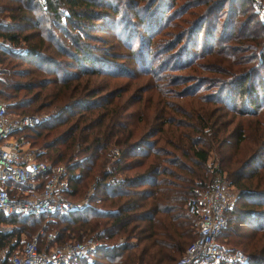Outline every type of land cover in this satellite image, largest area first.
Segmentation results:
<instances>
[{"label": "trees", "instance_id": "trees-1", "mask_svg": "<svg viewBox=\"0 0 264 264\" xmlns=\"http://www.w3.org/2000/svg\"><path fill=\"white\" fill-rule=\"evenodd\" d=\"M4 1L7 4H0V13L7 21L0 20V37L8 46L23 44L25 47L16 50L2 48L9 57L0 60L4 64L0 70L4 75L0 79V99L7 102L6 112L8 108L19 110L24 117L35 116L27 114L30 111L37 113L53 109L45 110L44 118L35 116L40 122L26 129L30 135L25 134V138L52 152V156L47 155L48 162L70 164V199L78 196L79 191L85 195L92 185L94 191L89 196V205L67 214L20 216L0 213L1 222L11 225L25 223L13 232L0 234V249L11 245L13 236L18 239V233L31 236L40 227L39 218L51 216L61 222L54 230L57 244L70 241L67 239L71 236L80 238L84 233H93L94 237L105 241L93 254L104 262L93 264H170L196 236L197 218L187 214L188 201L215 181H222L240 190L226 229L229 232L232 225L237 224L233 228V237L244 238V243H235L245 254L244 262L240 264H264V78H260L264 73V23L259 19L264 17L262 0H244L242 3L248 1L250 8H238L243 26L255 27L246 31L245 36L239 37L233 45L215 46L217 40L219 44L223 43L220 37H233L231 22L221 24L224 29L216 34L219 20L210 23L206 19L212 10L221 12L229 0L207 6L204 17L194 25L190 20H182L180 23L184 24V29H180L173 42L166 43L169 45L167 52L179 47L177 50L182 59L178 58V62L172 64L164 60L151 73L157 81L163 78L169 81L166 89L154 86L159 93L157 102L152 101L153 96L144 99L143 107L136 115L130 113L129 108L134 102L140 103L139 94L137 101L129 102V98L122 96L126 92L123 88L110 87L107 81L96 83L91 75L110 74L114 66L93 56L92 47L82 40L90 41L91 33H108L120 25L123 30L116 37H129V44L125 45L131 49L130 58L137 57L138 52L132 49L140 34L131 38L130 29L119 22L120 12L124 10L117 6V0H101V3L96 0H47L45 9L40 8L37 0ZM165 1L147 0L141 7L143 16L136 12L140 0H127L125 8L131 10L134 16L131 23L139 29L175 28L179 22L173 23L175 19L172 17L178 18L177 13L173 10L166 14L171 8ZM158 6L162 11L157 17L158 22H154L157 19L152 15ZM60 8L67 12L64 20L58 14ZM124 22L128 21L125 19ZM203 26L201 46L204 53L200 56L196 49L202 43ZM67 31H73L76 37L72 39ZM66 35L74 49L72 52L60 47L59 38ZM150 35L153 36L147 34V38L138 42L141 50H146V54L141 55L143 70L153 55L148 52L152 43ZM183 41L187 47L181 46ZM50 44L55 49H51ZM109 47L113 49V44L109 43ZM240 52L246 55L245 62L235 57ZM58 55L68 62L55 57ZM203 56L213 58L204 60L201 65L193 64ZM20 62L31 66L20 68ZM191 67L193 71L201 67L204 73L226 75L229 80L217 86L219 90L215 95L212 91L204 92L203 98L196 96L201 86L177 91V79L163 74ZM82 76L85 80L80 81ZM21 78H26V82L20 81ZM257 78L261 85L255 84ZM205 83L204 91L209 87ZM166 96H196L194 99L198 102L203 100L217 106L189 110L177 107ZM241 100L243 105L240 107L237 101ZM150 111L151 120L148 117ZM175 113L183 118H176ZM243 141H250V148L246 146L244 152L251 154L241 165L233 166L237 158L234 154ZM230 143L232 153L226 154ZM211 152L216 154V163L208 160ZM41 153L39 156L44 152ZM179 159L187 160L190 165L186 166ZM238 203H242L243 211L238 210ZM48 225L40 227L41 233L36 231L39 245L48 235L43 234L48 231ZM119 235H124V242H111ZM85 262L75 258L70 264Z\"/></svg>", "mask_w": 264, "mask_h": 264}, {"label": "rangeland", "instance_id": "rangeland-1", "mask_svg": "<svg viewBox=\"0 0 264 264\" xmlns=\"http://www.w3.org/2000/svg\"><path fill=\"white\" fill-rule=\"evenodd\" d=\"M96 1L98 3H101V0H96ZM126 1L127 0H117V2H118L117 6L124 10L123 13H122V11L120 12L121 16L119 17L120 18L119 22H122V26L126 25L130 29L129 35L131 38L134 37L135 35H137V33L140 34L139 35L140 38L135 40V41H137V45L136 44L133 45V49H132V50H136L138 52V55L135 59L131 60V58H130V54H131L130 50L131 49H129V47L125 45V43L129 44L128 43L129 37H127L125 35H123L121 37H116V35L120 31L123 30V27H120V25L115 27L113 30L108 31V33H101V32L100 33H91L90 35H91L92 40H90V41H87L86 39H82V40H83V42L89 44L92 47L91 51H92L93 56H95L96 58H99L100 60H102L104 62L110 63L112 66H114V68L111 69L110 74L104 73V74L91 75V77L96 79V83H99V84L102 83L103 84V82L107 81L110 84V87L115 86L116 88L117 87L123 88V90H125L126 92L122 96H123V98H129L131 100L129 102L137 101V98H138L137 95L139 94V96L141 97L140 103L134 102L135 104H133L129 108V112L133 113V115H136V114H138V111L142 109V107H143L142 101L144 99L147 100L148 97L153 96L152 101L157 102L156 97H159V95H158L159 93H157L154 86L156 85V86H159L160 88L163 87V89H166L165 86L167 85V82L169 81L166 78H163V79H160L159 81H157L151 73L164 60H166V61L168 60V63L172 64V63L178 62L179 59H182L181 57L179 58V54H178V50H177L179 47L176 48L173 52H167L166 51L167 46H169L166 43L168 41L170 43L173 42L174 39L177 37L178 33L180 32V29L181 28L184 29V26H183L184 24H181L182 23L181 21L184 19H187V20H190L191 25L193 23L195 24L199 18L204 17V12L207 11V6L213 5V3L219 2L220 0H166L165 2H167V4H168L166 6H169L168 8H171V10L168 11L166 14L169 15V14H171V12H173V10H175L178 18L176 16H173L172 18H174L175 20L172 22L175 24L179 22L178 23L179 25L177 24V27H175V28H172V26H170V27H166V26L158 27L157 26V28L155 27L152 29H143V30L139 29L138 27H136V25L131 23V20H132V18H134V16H132L133 14H132L130 9L127 10L125 8V2ZM4 2H5L4 0H0L1 5ZM146 2H147V0H140L138 10L136 11L139 16L144 15L141 13V7H143ZM242 2H244V0L226 1L225 5H224V9L221 12L218 13V12L212 10L211 13L207 16L206 19L210 23H216L219 20V23H218L219 28H217L216 34H218L219 31H221V29H224V27H221V24H225V22H231V24L229 25L230 30L232 28L234 29L233 37H231L230 39H222L220 37V39L223 43L219 44L218 43L219 40H217L215 43V46H217V45L221 46L222 44L223 45L224 44H231V45L236 44L237 43L236 40L239 37L243 38L246 34V31L249 32V29H254V27H255L254 25H250L247 28V27H244L242 24L243 18L241 15H239L237 10L240 6H243L244 8H250V7H248V6H250L249 5L250 3L248 1H247L248 4H247V2H246V4H243ZM256 2H259V0H256ZM262 3L264 4V0H262ZM5 4H7V1L5 2ZM251 10H252V8H251ZM161 11H162L161 7L158 6L155 9L152 17H155L154 19H157V17L160 16ZM108 13H109V11H108ZM2 14L3 13H0V20L6 22L7 20H5L2 17V16H4V14L3 15ZM125 19L128 22H124ZM259 19L263 20V23H264V17L260 16ZM155 21L158 22V19L154 20V22ZM161 22L163 24L164 20H161ZM164 25H165V23H164ZM239 27H240V29H238ZM165 32H170L169 33L170 35L165 36L164 35ZM123 33L124 32H122L121 34H123ZM151 33L153 34V36L150 35L149 38H151L152 43L150 44V48H149L148 52L150 51V53L153 55L151 56V60L148 62V64L146 66L145 65L143 66L144 67V70H143L142 69V59L143 58L141 57V55H143V52H144V54H146V50H141L139 43L141 40L143 41V39L147 38V34H151ZM228 33H230V32L228 31ZM263 33H264V31H263ZM213 34H214V32H213ZM67 35L72 37V39H73V37H76L75 36L76 34L73 31H67ZM67 35L59 38V44L61 45L60 47H63V48L65 47L67 49V51L72 52L74 49L70 45V42L67 40V37H68ZM200 39H201L202 43H200V45L198 46V49H196V52H198L197 55L201 56L202 53H204V49H202V46H201L203 44V41H204V26L202 28V35L200 36ZM107 40L110 44L111 43L113 44V49H112V47H109V43L106 42ZM182 45L187 47V45L184 41L182 42L181 46ZM263 45H264V42H263ZM9 46L6 43V41L0 37V47H1L0 48V60L4 59L5 57L9 58L8 54L5 51H3L2 48H6V49L11 48L13 50L20 49V48L25 49L23 44L20 45V47L11 46V45H9ZM50 47H51V49L54 48V46H52L51 44H50ZM258 50H260V49H258ZM262 51H264L263 46H262ZM245 56L246 55L244 53H241V52L237 53L235 55V57L242 62H245L247 60V58ZM55 57L56 58L59 57L60 60H64L65 62H68V60L65 57H61L59 55L55 56ZM212 58L213 57H205V58H204V56L201 58L199 57V59L194 61L193 64H195V65L200 64L201 65L202 63L204 64V60L208 61V60H211ZM253 63L254 62H251L250 65H253ZM139 64H141V67ZM3 66H4V64L0 63V70L3 68ZM27 66H31V65H25L23 62H20V65H19L20 68H26ZM246 66H248V65H246ZM98 67H100V64L98 65ZM120 67L122 68V70H119V69H121ZM150 68H151V70H149ZM192 68L193 67L182 69L179 71L169 72V75H167V73H163V74H166L164 76L167 78L175 77V79H177L176 84H175V90H177V91H181L185 88H190V89L194 88L195 89L196 87L201 86L199 89V92L197 93L196 96H202L203 98H204V92H205V94H208L212 91V92H214L213 95H215L216 92H218V90H219V88H217V86L224 83L225 80L226 81L229 80V78L226 75L221 76V75H217L215 73H207V72L204 73V70L202 71L201 67H199L196 71H193ZM104 70H107V69L104 68ZM72 71H75V69H72ZM3 78H4V75H2L0 73V79H3ZM159 78H161V77H159ZM260 78H264V73H262ZM258 79L259 78H257L256 81H254V82H255V84L258 83L257 85H261V82H257ZM83 80H85V76H82L80 79V81H83ZM20 81L26 82V78L25 79L21 78ZM205 82H207V83H205ZM204 83L209 84V87L206 89V91H204ZM214 85H216V87H215L216 89L214 87H211ZM126 89H128V90H126ZM48 90H50V87H48ZM196 96H194V97L183 96L182 98L179 96H176V97H167L166 96V97L168 98L169 102L175 104L177 107H181V108H185V109L187 108L189 110L193 109V108L196 109L199 106H204L205 108H208V109H210V108L212 109V107L215 108L217 106L216 103H211V102H207V101H203V100H200L198 102L196 99H194ZM3 102L5 104H7V102H5V101H3ZM237 104H238V106L241 107L243 105V101L242 100L239 102L237 101ZM151 107L153 108V106H151ZM45 110L51 111L53 109H51V110L50 109H44V110H41L40 112H37V113H32V111H30L27 114H32V115L38 116L39 118H44L46 116ZM151 112L152 111H150V113L148 115V117H150V120L152 117ZM166 112L168 114L170 113V115L172 114V112L169 111L168 109L166 110ZM20 114L21 113L19 110H11L8 108L7 115L10 118V120H17V121L20 120L23 117V115H20ZM175 116L178 119L183 118L179 114H176ZM64 128H65V126L63 128H61L59 131L63 130ZM26 129L28 130V128H24V129L17 131L16 133L13 134V136L16 138H19V137L23 138L25 143H23L22 145H23L24 150H26V154L28 157H30V158L35 157L39 161H47V158H48L47 155L52 156V152L48 151L46 148H39V146L32 144V141L30 138L26 139L25 134L30 135V132H28ZM250 140H252V139H250ZM248 142H250V141H248ZM248 142L243 141L242 143H240V145L238 147V151L235 152V154H234V155H236L237 158L235 161H233V164H234L233 166H235L239 163L241 165L242 162L246 161V158L248 157L247 155L250 153V152H244L246 146H249V148H250V143H248ZM232 143H233V140H232ZM232 143H230L228 145L229 146L228 147L229 152H226V154L232 153L230 151L232 148ZM41 152H44V153H43V155L39 156V154ZM72 153H75V151L73 150ZM176 154H178V153H176ZM75 158L76 157L72 158V160H74ZM215 159H216L215 152H211L210 158L208 159L209 162L212 160V162L216 163ZM180 161L183 162L186 166L190 165V162H188L187 160L181 159ZM185 165H183V166H185ZM176 171L181 172L178 169H176ZM85 185H87V183ZM86 190L87 189L85 188V191ZM230 190H231L232 195L235 198H237L240 190H238L232 186L230 187ZM79 192L80 193L78 194V196L74 197V199H73L78 204H79V201L81 200V198L84 196L83 191H79ZM79 208H81V207H79ZM237 208H238V210H242V211L244 210L242 203H238ZM190 218H192V217H190ZM39 219H40L39 220L40 221V223H39L40 227L42 225L49 224L48 228H47L48 231H46V233H43V234H47L51 231H54L55 229H57V225L59 223H61L59 221V219H55V217H51V216H44V217H41ZM1 223L5 224V225H10L11 226L10 232H13L15 230V228L22 227L25 224V223H23V224L22 223H16V225H11V224H8L5 222H1ZM26 226H27V224H26ZM235 226H237V224L232 225V228L229 232H227V230H226L227 234H226V232L223 234V236L220 238V242L222 244H224L225 246H227L228 248L239 250L244 254V252L241 250V246L238 247L237 245H235V243H237L238 241H241V244L244 243V238L242 236L240 237V239L233 237L234 236L233 235L234 234L233 228H235ZM40 227L38 228V230H36L37 232L40 231ZM36 231L33 232L31 234V236L26 235L25 233H18L19 238L17 239L13 236L11 238V244L18 242L17 245H20L22 242L32 239L33 236L37 233ZM16 232H17V230H16ZM225 234H226V236H225ZM89 236L94 237L95 234L84 233L80 238L75 235V236H71L67 240H70L72 242L73 241L78 242V241L84 240L85 238H87ZM123 236L124 235H119L116 238H114L113 240H111V242H114L115 244H119L121 242H124L125 240H124ZM94 239L97 243V247L103 246L102 243H104L105 241L97 239L96 237H94ZM97 247H96V249H97ZM95 253L96 252H94L93 254H95ZM180 255L181 254H178L176 256V259ZM93 259H94V262H101V263L104 262V261L98 260L95 257H93ZM174 261L175 260H173L170 264H174ZM85 263L88 264L87 262H85ZM91 264H93V263H91ZM96 264H99V263H96Z\"/></svg>", "mask_w": 264, "mask_h": 264}, {"label": "built area", "instance_id": "built-area-1", "mask_svg": "<svg viewBox=\"0 0 264 264\" xmlns=\"http://www.w3.org/2000/svg\"><path fill=\"white\" fill-rule=\"evenodd\" d=\"M37 2L40 8H46L47 0ZM58 14L62 20L67 16L64 8H60ZM39 122V118L35 116H25L18 121L10 120L6 104L0 99V213L4 215L67 214L81 206H87L89 196L94 191L92 185L78 204L68 197L71 191L69 163L53 164L27 156L22 145L25 141L13 134L21 129L37 126ZM112 152L117 154L116 150ZM235 204L236 198L230 187L222 181H215L191 198L186 205V212L197 218L196 236L174 264L244 262L245 256L241 251L228 248L220 242ZM10 230V225L0 222V234H7ZM56 235V231L49 232L41 245L38 243L39 235L36 234L20 245L11 247V244L1 248L0 264H70L75 258L85 260L88 264L94 262L93 253L97 247L94 237L57 244L54 242Z\"/></svg>", "mask_w": 264, "mask_h": 264}, {"label": "crops", "instance_id": "crops-1", "mask_svg": "<svg viewBox=\"0 0 264 264\" xmlns=\"http://www.w3.org/2000/svg\"><path fill=\"white\" fill-rule=\"evenodd\" d=\"M89 190V189H88ZM90 195H92V193L90 194ZM89 203H88V205L90 204V200L88 201ZM81 207H85V206H81ZM94 252H95V250H94Z\"/></svg>", "mask_w": 264, "mask_h": 264}]
</instances>
